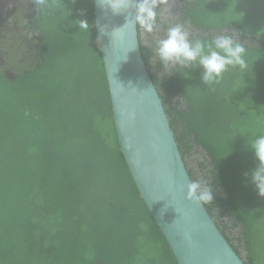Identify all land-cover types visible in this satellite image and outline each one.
<instances>
[{
  "label": "trees",
  "instance_id": "16d2710c",
  "mask_svg": "<svg viewBox=\"0 0 264 264\" xmlns=\"http://www.w3.org/2000/svg\"><path fill=\"white\" fill-rule=\"evenodd\" d=\"M157 13L162 22L161 6ZM77 16L90 25L87 42L71 38L79 50L63 46L71 55L50 57L53 75L46 72L35 93L0 95V264H177L119 147L104 65L93 43L92 7ZM181 21L203 32L199 39L205 42L230 30L247 50L250 69L229 67L219 83L205 84L200 66L177 67L160 81L156 71L164 66L150 60L151 47L139 38L191 179L197 181L185 152L199 154L200 167L213 162L211 177L204 178L214 200L205 207L246 264H264V197L245 177L259 165L250 141L264 135V3L186 0L175 24ZM166 29L164 23V36ZM24 110L31 120H23ZM211 178L225 186L222 197ZM215 208L232 218V227L241 226L236 236Z\"/></svg>",
  "mask_w": 264,
  "mask_h": 264
},
{
  "label": "water",
  "instance_id": "95a60500",
  "mask_svg": "<svg viewBox=\"0 0 264 264\" xmlns=\"http://www.w3.org/2000/svg\"><path fill=\"white\" fill-rule=\"evenodd\" d=\"M134 13L132 6L114 14L94 0L116 136L139 196L177 264H246L205 205L187 197L193 180L143 60Z\"/></svg>",
  "mask_w": 264,
  "mask_h": 264
},
{
  "label": "flooded vegetation",
  "instance_id": "af4514ba",
  "mask_svg": "<svg viewBox=\"0 0 264 264\" xmlns=\"http://www.w3.org/2000/svg\"><path fill=\"white\" fill-rule=\"evenodd\" d=\"M264 3V0H255ZM186 0H165L162 7V22L157 17V27L152 33L145 32L140 28V38L143 40V44L151 47V59L154 62H159V57L155 52V42L166 36L162 35L161 32L164 29V23L167 25V29L164 30L167 34L169 27L173 26L177 21L181 19V10H184V3ZM88 5L92 7L93 13V27L95 30V36L93 39L94 45L98 48V51L102 59L101 51L96 43V28L94 26V0H45L43 4H39L38 0H0V77H5L8 81L0 79V90H6V92H0L3 94H13V92H23L25 90L32 91L35 93L37 89L43 84L46 76V72L50 71L53 75V62L49 60L50 57L59 59L58 56L71 55L70 52L66 51L63 46L71 50H79L73 48L71 44V38L75 44L81 43L82 45L87 42L86 31L80 30L76 23H72L73 19H78V14L82 9L87 8ZM258 6V2L256 3ZM184 13H182V17ZM181 24L185 26L190 32V38L192 40L199 39V35L203 32L198 31L194 26H186L183 21ZM230 30H222L216 32V36L229 35L231 34L233 39H239L233 36ZM65 34L70 37L62 36ZM236 35L237 32L234 31ZM85 37V38H84ZM62 39V40H61ZM91 42V45H93ZM88 53L93 54L90 50ZM161 63V61H160ZM162 64V63H161ZM51 67V68H50ZM89 74L94 79V67L90 64ZM177 67H171L164 69H158L157 75L162 80L163 73H174ZM17 71V73H16ZM25 75V76H22ZM20 80V84L5 87L6 84ZM42 81V82H41ZM96 82V78L93 83ZM33 97V96H32ZM35 103H38L39 97L34 98ZM177 101H181L185 104L183 98H178ZM28 102H31V97ZM4 120L5 116L2 115ZM32 116L26 113L24 110L23 120H31ZM114 121V120H113ZM6 123L4 124V126ZM22 138H28L26 133L21 135ZM32 140V139H28ZM205 150L204 148H201ZM206 154V153H205ZM204 155V154H203ZM201 156L191 150L185 152V161L190 171H192L197 181L206 183L204 177H211L209 170L213 168V162L202 164L200 167L198 164L202 161ZM201 168V169H200ZM235 176V174H234ZM202 177V178H201ZM215 181V180H214ZM211 178V183L214 182ZM214 189L220 192L221 197L225 193V186L221 182L215 181L213 184ZM255 191V188L253 187ZM258 195L257 190L254 192ZM234 200L238 199L237 194L233 197ZM214 200V199H213ZM243 202V200L236 201V204ZM220 207V205H216ZM214 213L218 215L222 220L228 223V229L230 228L231 237L237 235L240 231L241 226L232 227V218L227 215L221 217V213H217V209H214ZM218 218V219H220ZM231 238V239H232ZM238 242V241H236ZM245 257V254L244 256Z\"/></svg>",
  "mask_w": 264,
  "mask_h": 264
},
{
  "label": "clouds",
  "instance_id": "9594fccd",
  "mask_svg": "<svg viewBox=\"0 0 264 264\" xmlns=\"http://www.w3.org/2000/svg\"><path fill=\"white\" fill-rule=\"evenodd\" d=\"M44 2L45 0H38L39 4ZM164 2L165 0H99L101 6H107L114 14L134 6V24L147 33H152L157 27V9ZM75 23L79 30H89L90 25L86 19ZM155 52L164 69L202 67L201 78L207 85L219 83L229 67H238L243 73L251 67L246 59L247 50L243 43L234 40L231 35L217 36L211 42L192 40L189 30L182 24L168 28L166 37L155 42ZM250 146L259 165L250 174L245 173V177L250 179L258 195L264 197V135L251 139ZM187 197L195 203L206 204L213 202L214 191L203 181H193L188 185Z\"/></svg>",
  "mask_w": 264,
  "mask_h": 264
}]
</instances>
